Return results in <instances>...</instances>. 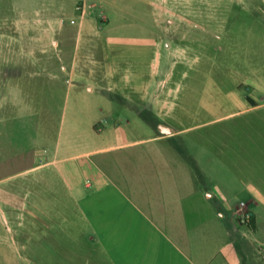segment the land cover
I'll return each instance as SVG.
<instances>
[{
    "label": "crops",
    "instance_id": "crops-1",
    "mask_svg": "<svg viewBox=\"0 0 264 264\" xmlns=\"http://www.w3.org/2000/svg\"><path fill=\"white\" fill-rule=\"evenodd\" d=\"M0 1V264H264V28L185 85L161 0Z\"/></svg>",
    "mask_w": 264,
    "mask_h": 264
},
{
    "label": "rangeland",
    "instance_id": "rangeland-1",
    "mask_svg": "<svg viewBox=\"0 0 264 264\" xmlns=\"http://www.w3.org/2000/svg\"><path fill=\"white\" fill-rule=\"evenodd\" d=\"M161 1L164 17L171 19L172 23L162 24V42L166 52L159 77L175 79L186 76L185 85L201 84L200 78L206 71L204 69L208 61L219 63L225 61V57L231 58L236 54H242V57L250 61L259 59L260 55H254L252 49L257 41H261L258 35L264 28V20H260L262 22L259 25L255 21L264 11V5L253 4L256 0ZM3 3L0 1V17L8 10V6ZM145 24L150 25L149 22ZM143 34H149L148 30ZM25 87L31 90V85ZM38 89L36 86L35 90ZM39 93L43 94V91ZM176 143L184 149L183 142Z\"/></svg>",
    "mask_w": 264,
    "mask_h": 264
},
{
    "label": "built area",
    "instance_id": "built-area-1",
    "mask_svg": "<svg viewBox=\"0 0 264 264\" xmlns=\"http://www.w3.org/2000/svg\"><path fill=\"white\" fill-rule=\"evenodd\" d=\"M83 9V6L78 7V10ZM233 218L237 228H249L252 225L254 213L245 202H240Z\"/></svg>",
    "mask_w": 264,
    "mask_h": 264
}]
</instances>
